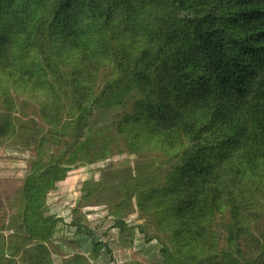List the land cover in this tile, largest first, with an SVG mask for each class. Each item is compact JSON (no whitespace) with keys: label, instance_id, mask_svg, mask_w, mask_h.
<instances>
[{"label":"trees","instance_id":"obj_1","mask_svg":"<svg viewBox=\"0 0 264 264\" xmlns=\"http://www.w3.org/2000/svg\"><path fill=\"white\" fill-rule=\"evenodd\" d=\"M15 97L36 104L42 128L17 116ZM68 118L73 143L46 159ZM14 139L37 159L0 264H53L62 220L46 216L48 191L77 164L123 149L142 159L116 174L123 199L106 204L123 246L136 207L160 264H264V0H0V144ZM90 187L85 198L99 184ZM82 218L68 244L91 243L92 261L115 263Z\"/></svg>","mask_w":264,"mask_h":264},{"label":"rangeland","instance_id":"obj_2","mask_svg":"<svg viewBox=\"0 0 264 264\" xmlns=\"http://www.w3.org/2000/svg\"><path fill=\"white\" fill-rule=\"evenodd\" d=\"M23 99L28 98L15 97L17 116L24 122H30L31 125H34L33 119H35L37 127L42 128L44 122L38 115L39 110L36 104ZM112 118L113 116L110 114L102 115L94 121L93 126H104L110 123ZM65 121L68 130H64L63 134L60 135L59 133V136L48 142L45 147L46 159L51 158L53 155H61L60 153L64 151L65 147L73 143L75 135L71 129L76 120L68 118ZM14 141L17 142L7 146L0 144V251L3 248V237L8 241V238L16 232V229L12 226L11 216L16 213L18 206L13 204H18V202L16 203V197L18 199L24 182L31 172L32 162L37 159L36 146L33 144L26 145L21 139H14ZM149 157L153 162L154 158L151 155ZM141 161L142 159H139L138 156L124 152V149L122 153L113 151L104 160L95 163L77 164L69 171L65 181L57 189L48 191L45 205L48 209L45 212L46 216H56L62 220L58 225L55 236L49 243L53 264H64V261L76 253L86 256L85 264H130L132 262L137 264H160L157 249L152 247L156 244L154 236L157 233L152 229L147 231L146 236L139 233V225L145 224L146 220L139 218V212L134 211L136 207L131 212H127V216L124 218L127 225L134 229L133 243L131 240L132 234L131 236L129 234L127 245L123 246L119 234L121 225L115 227L116 218L109 215V206L106 205L123 199L118 189L121 176L116 174H122L135 168L137 163ZM157 163L158 161H156ZM87 181L89 187L94 185L90 188L95 187V184H99L98 190L92 198L84 197L83 188ZM114 197L117 199L113 200ZM75 217H83L81 223L92 229L98 239L109 244L114 252L115 263L111 262L105 253L97 261H92L90 259L91 243L83 248H74L68 244L70 240L79 241V238H81L78 235L75 237L76 230L71 226ZM217 218V214L213 215L210 222L207 221V225L217 229L215 226L218 222ZM146 239H150L151 242H147ZM3 257L0 252V262L3 261Z\"/></svg>","mask_w":264,"mask_h":264}]
</instances>
